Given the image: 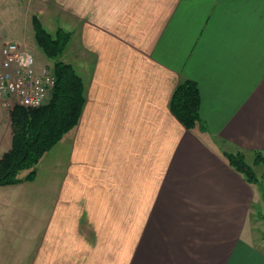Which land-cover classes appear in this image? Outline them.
I'll list each match as a JSON object with an SVG mask.
<instances>
[{
    "label": "crops",
    "instance_id": "1",
    "mask_svg": "<svg viewBox=\"0 0 264 264\" xmlns=\"http://www.w3.org/2000/svg\"><path fill=\"white\" fill-rule=\"evenodd\" d=\"M26 2L72 33L86 103L33 180L0 186V264H264V171L250 183L224 155L264 152V0ZM187 79L192 130L170 108Z\"/></svg>",
    "mask_w": 264,
    "mask_h": 264
},
{
    "label": "trees",
    "instance_id": "2",
    "mask_svg": "<svg viewBox=\"0 0 264 264\" xmlns=\"http://www.w3.org/2000/svg\"><path fill=\"white\" fill-rule=\"evenodd\" d=\"M35 40L46 56L54 61L56 83L50 101L37 108L15 104L11 111L13 145L0 158V186L16 185L33 180L36 166L75 127L81 118L85 103V83L71 63L62 60L72 33L58 28L51 34L41 20L33 17ZM201 96L196 81L180 82L171 97L170 108L187 129L201 123ZM228 162L242 173L248 182L259 183L254 168L243 151L224 153ZM254 164L264 163V152L255 153ZM29 170L22 178L21 173Z\"/></svg>",
    "mask_w": 264,
    "mask_h": 264
},
{
    "label": "built area",
    "instance_id": "3",
    "mask_svg": "<svg viewBox=\"0 0 264 264\" xmlns=\"http://www.w3.org/2000/svg\"><path fill=\"white\" fill-rule=\"evenodd\" d=\"M55 83L54 67L40 65L26 45L11 42L0 49V96L12 101L13 106L37 108L47 104Z\"/></svg>",
    "mask_w": 264,
    "mask_h": 264
},
{
    "label": "rangeland",
    "instance_id": "4",
    "mask_svg": "<svg viewBox=\"0 0 264 264\" xmlns=\"http://www.w3.org/2000/svg\"><path fill=\"white\" fill-rule=\"evenodd\" d=\"M5 1V0H4ZM43 24L46 27V29L53 35L57 32V24L55 23V18L51 17L49 21L44 17L43 18ZM13 31V33H16L20 37H25L26 46L30 49V51L36 56L37 61L40 65H51L54 67V61L49 59L41 47L38 46L35 40V30L33 28V22L32 18L29 17L27 14V2L26 0H7L5 2L0 3V36H5L6 34H9V36L4 40L6 43L10 42V40H13V35L10 34ZM16 43L24 45L21 40H13ZM71 43H68L67 48L71 46ZM68 56V54H65ZM62 56V60L66 56ZM70 59V58H69ZM83 79V78H82ZM12 109V108H11ZM54 151L50 152L48 159L51 156H54ZM254 156L249 155L247 158V162L254 168V170L257 172V174L260 176L262 172L264 171V163L255 165L254 164ZM42 163V162H41ZM45 162L42 163V165L39 164L35 167L36 170L40 169ZM41 165V166H40ZM43 169L41 170V172ZM44 172V171H43ZM29 173V170H24L21 173V176H26ZM37 173V172H36ZM257 211H259V218L264 217V208H260L257 206ZM262 219V218H260ZM264 224V222H263ZM258 231L260 232L261 236L264 237V225H259Z\"/></svg>",
    "mask_w": 264,
    "mask_h": 264
}]
</instances>
